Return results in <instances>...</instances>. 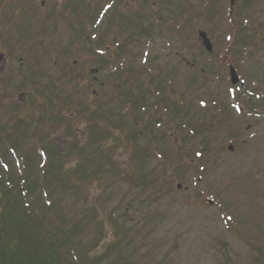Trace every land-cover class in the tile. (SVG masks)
<instances>
[{
    "label": "rangeland",
    "instance_id": "rangeland-1",
    "mask_svg": "<svg viewBox=\"0 0 264 264\" xmlns=\"http://www.w3.org/2000/svg\"><path fill=\"white\" fill-rule=\"evenodd\" d=\"M109 1L37 0L33 42L0 47L14 76L37 70L32 95L0 97L8 224L24 206L61 264H264V0L232 22L229 0H200L189 24L176 0H114L94 30Z\"/></svg>",
    "mask_w": 264,
    "mask_h": 264
},
{
    "label": "trees",
    "instance_id": "trees-1",
    "mask_svg": "<svg viewBox=\"0 0 264 264\" xmlns=\"http://www.w3.org/2000/svg\"><path fill=\"white\" fill-rule=\"evenodd\" d=\"M118 2L121 3L122 0H118ZM177 2L178 5H182L184 10L190 11L188 8L190 0H177ZM194 2L201 6L200 0H194ZM113 4L114 0L103 4L100 12L104 11L105 6ZM3 188L10 192L9 189ZM18 201L21 204L22 198L19 190L16 191V195L10 192L9 198L7 196L0 197V264H61L53 257V254H56L57 246L60 245L52 239H47L44 244L35 236L34 229L31 226L28 227L29 220L23 211L24 206L20 211L25 216H19V220L8 224L9 216L5 214L7 211H16L19 205Z\"/></svg>",
    "mask_w": 264,
    "mask_h": 264
},
{
    "label": "flooded vegetation",
    "instance_id": "flooded-vegetation-1",
    "mask_svg": "<svg viewBox=\"0 0 264 264\" xmlns=\"http://www.w3.org/2000/svg\"><path fill=\"white\" fill-rule=\"evenodd\" d=\"M37 13V0H0V47L4 48L7 35L13 36L12 38L16 36L29 38V42L27 43H32L36 37L35 24L38 23V20L42 21L44 19L43 17L38 18ZM28 30L32 32L28 33L29 36L25 35ZM23 46L29 50L34 47L33 44L25 45V43ZM16 47L17 45H12V48ZM10 66L11 63H9L5 54L0 53V97H2L4 89H6L7 82L9 83L8 89L12 85H17L18 88L20 84L32 80L33 83L37 78L36 64L32 61L28 65L21 61V64L19 63L18 66V70L20 71L18 72L17 70L16 76H14L13 72L8 71V69L10 70ZM22 69L23 71H21ZM28 72L30 76L26 77V75H29ZM17 88L14 89L15 92ZM11 100H13L12 97Z\"/></svg>",
    "mask_w": 264,
    "mask_h": 264
},
{
    "label": "water",
    "instance_id": "water-1",
    "mask_svg": "<svg viewBox=\"0 0 264 264\" xmlns=\"http://www.w3.org/2000/svg\"><path fill=\"white\" fill-rule=\"evenodd\" d=\"M199 37H200V39L202 41V45L206 48V50L208 52H210L211 51V44L208 41V39L206 38V36L203 33H200ZM230 73H231V76H232V80H231L232 84H236L237 83V78L235 77L234 72L231 70Z\"/></svg>",
    "mask_w": 264,
    "mask_h": 264
}]
</instances>
